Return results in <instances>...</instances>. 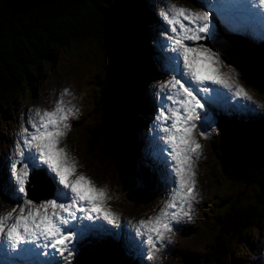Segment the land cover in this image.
Instances as JSON below:
<instances>
[{
  "label": "rangeland",
  "instance_id": "374dc122",
  "mask_svg": "<svg viewBox=\"0 0 264 264\" xmlns=\"http://www.w3.org/2000/svg\"><path fill=\"white\" fill-rule=\"evenodd\" d=\"M139 1L143 6L148 2L150 7L154 5V8L158 7L159 1L164 5L169 4V0ZM171 2L193 11H205L199 0H171ZM120 3L124 2L121 1ZM161 10H164V8L161 7ZM161 10L156 11L158 13L157 17L153 15L155 20H165L164 15H159ZM143 13H146V10H143ZM218 23H222L220 19L216 21L215 18H210V27L215 30V34H218V36L222 35L227 38L229 34H236L235 31H239L236 25V29L232 27L229 30L225 28V26H220ZM148 26L150 27L149 24ZM150 28L146 35V41L143 42L146 45L144 48L152 52L154 48H158L156 46L160 40V34H158V31L153 32L154 30ZM149 30L152 31L149 32ZM261 40L264 41V39ZM202 41L204 40L199 41L198 45L194 47L204 45L217 52L224 63L221 71L228 73L230 70L234 69L231 75L234 79L238 80L239 84L243 86L252 100L249 101L243 97H238L237 101H239L238 104H240V110H243V114L237 117L230 116L229 120L222 122L221 120L223 118H216L219 124H216L214 127L207 125L210 122L208 121V115H206L207 122L203 127L206 133L204 136H201V132H199V143L203 148L199 158L195 160L194 164V169L197 174V191L199 192V196L197 201L193 202L191 214L183 217L179 222H173L171 225L173 233L168 234V238L163 241L162 246L160 243H157L156 247L159 248V251L156 252L154 259H146L147 264H201L199 258H201L205 252L206 245L209 243L208 240H210L209 238L211 236L209 232L211 228L209 220L217 207L229 201L231 195L229 191L232 190L233 187L231 184L234 183L231 179L232 176H235L234 172L231 171L232 166L238 165V163L236 164V160L240 156H243L241 154L243 150L237 144H241V140L238 139L236 143L235 136L224 134V128L237 125L240 119H246L247 114H253V117L260 120L259 126L262 130L260 135L264 136V88L262 86H253L244 80L242 67L233 62L228 55L229 45L225 44L226 40L221 41L220 38H218L217 41H206L204 44ZM146 55L152 56L150 52H147ZM159 59L161 65L159 67L157 66L158 71L155 74L157 78H152L153 76L150 72H148L149 75L142 73V77L145 78L147 83L153 84V92L151 94L155 98V104L158 105L157 110L160 111L167 101L164 99L166 97V89L163 88L162 85L173 79L177 73L174 71L168 72L167 70H162L163 67L168 69V67L171 66L170 57L159 55ZM49 68V71H46L41 82L36 85L34 96L32 95V89L28 86L25 91H23L26 98H28V96L32 97L31 101L25 102V99H21L20 102L12 103L2 110L0 109V166L2 167L7 165L5 159H8L10 162L12 159H16L13 154L15 152L16 143L20 139V133L24 127L30 128L28 122L31 117L35 116L36 110L51 111L55 102L61 98L65 89H68L71 93V95L64 96V99L65 101H70L69 107L74 106L76 110L75 116H72L75 122H82L85 117L88 115L91 116L94 112V92L98 90L96 76L98 73L104 72L102 52L96 45V42L85 41L68 46L61 50ZM31 80L33 79L31 78ZM198 111L201 116L200 119L195 122L196 125L205 115L203 110L198 109ZM76 125L78 124L73 123V126L67 130V136L62 140L65 144L61 142V147H65L71 156L78 162V173H83L90 178H95L98 187L107 186L109 195L112 197L109 206L114 210V213L118 214L123 211L126 217L122 220H126L127 222L132 220L134 221L133 224H138L140 221L147 220L149 217L159 214L161 208L168 202L171 194V191L168 190L170 180L168 183L161 181L163 176H165L163 170L155 169L152 173L150 169L142 166V170L145 168V176L149 178V184L144 185V182L140 180L142 172L135 167L138 165V162L133 165L130 164L128 159L129 141L124 142V140L119 143V145L125 150L124 164L129 165L131 168L127 170L121 168L120 170L114 165L111 167L108 165L106 167L103 166L84 152L83 146L85 145L86 134L84 130ZM155 136H159V128H157ZM153 138L150 135L147 137L149 144L154 148ZM155 144L158 148L159 145H157L156 142ZM11 163H13V161ZM11 163H9V175H11ZM7 173V171L1 172L3 178H0V214L4 209L6 213L23 203L21 202L22 197L14 191L11 179L8 177ZM235 180L237 181V184H235V186H237V191L243 189L247 193V201L253 203V197L255 196V190H257V188L252 184L247 185L242 178L238 177L235 178ZM153 189H156L159 196L150 199L147 203H144V201L142 202V194L140 191H145V193H147V190L151 192ZM7 192L12 193L14 198H10L11 200L9 201L13 200L14 203L6 202L8 201ZM132 201L137 202L133 203ZM130 203L134 206H132V210L128 207ZM127 207L128 209H126ZM18 212L19 208L17 207V214ZM92 222L93 221L86 220L87 225H90ZM99 231L100 230H97V232ZM97 232L94 233L96 237L93 238L99 237L100 233ZM129 237L131 239H129ZM146 238V235L140 236L137 233H133V236L129 234L125 239L130 241V246H132L137 239L139 247L143 252L151 256ZM73 240L74 242L76 241V239ZM166 243L171 247L166 246ZM0 245H3L2 239H0ZM98 245H101V243L98 242ZM166 247L171 248L168 253L167 250H165ZM250 249H257V255L250 261L242 260L239 262L243 264H264V261L262 262V256H264V217L259 222V226H256L252 230L249 242L241 249L240 253H247ZM253 253H255V251H253ZM74 254L71 253L70 256L63 257L60 264H99L95 259L87 262H78V259L73 261ZM98 254L100 255L101 252L97 251L96 255L98 256ZM235 254L239 256V252H235ZM193 257H197V260H192ZM232 264H236V262Z\"/></svg>",
  "mask_w": 264,
  "mask_h": 264
},
{
  "label": "snow or ice",
  "instance_id": "6c2138e0",
  "mask_svg": "<svg viewBox=\"0 0 264 264\" xmlns=\"http://www.w3.org/2000/svg\"><path fill=\"white\" fill-rule=\"evenodd\" d=\"M259 3L264 5V0H259ZM163 15L174 34L168 36V40L171 50L176 53L173 71L180 78L174 76L162 85L170 90L165 99L171 101V105L162 107L157 117L162 122L159 130L165 133L160 137L167 145L163 162L173 188L159 214L140 221L142 227H136L138 235L147 237L150 259H154L159 251L157 243L162 246L168 234L173 233V222L191 214L193 202L199 196L194 164L203 146L195 138L194 129L201 116L198 109L205 108L199 94L212 93L215 90L209 86L218 85L237 97L252 100L231 75L234 69L228 73L221 71L224 63L217 52L204 45L192 47L185 43L210 39L209 12L193 11L169 0L168 11ZM67 95L71 93L65 89L51 111L37 109L35 116L29 120L30 128L22 129L16 143L11 182L14 191L23 198V203L17 206L19 212L15 216L17 207L0 214V239L13 252L50 248L61 255L68 252L70 256L76 233L73 230L75 225L71 229L68 225L73 221L103 220L115 224L118 219L108 206L112 197L107 186L98 187L90 177L78 173V162L65 147H61L70 128V117L76 112L74 106L69 107L70 101H65L64 96ZM208 99L211 101L212 97ZM36 169H43L58 186L57 198L39 204L27 199L28 186ZM61 198L66 202H61ZM42 254L46 256L48 252Z\"/></svg>",
  "mask_w": 264,
  "mask_h": 264
},
{
  "label": "trees",
  "instance_id": "16d2710c",
  "mask_svg": "<svg viewBox=\"0 0 264 264\" xmlns=\"http://www.w3.org/2000/svg\"><path fill=\"white\" fill-rule=\"evenodd\" d=\"M121 1L125 0H0V105L20 98L27 86L34 92L39 78L68 46L94 41L100 48L104 72L96 76L94 112L82 127L85 152L105 167H118L125 152L119 143L136 139L130 129L136 97L142 94L141 84L136 90L141 42L133 35L134 22L129 25V9ZM140 100L146 103L142 96ZM239 132L243 156L232 166L229 201L209 220L211 236L201 264L236 262L238 247L249 242L264 217V136L261 131L256 136ZM238 177L257 188L253 203L243 189L237 191Z\"/></svg>",
  "mask_w": 264,
  "mask_h": 264
},
{
  "label": "water",
  "instance_id": "95a60500",
  "mask_svg": "<svg viewBox=\"0 0 264 264\" xmlns=\"http://www.w3.org/2000/svg\"><path fill=\"white\" fill-rule=\"evenodd\" d=\"M238 49L240 48L228 47V55L233 62L242 67V71L244 72V80L253 86H262L264 88V62L256 60L251 54H247L242 49H240L241 51ZM107 56L109 57V60L112 58L108 54ZM108 69L110 70L109 67ZM30 196L34 197L32 191Z\"/></svg>",
  "mask_w": 264,
  "mask_h": 264
},
{
  "label": "bare ground",
  "instance_id": "6f19581e",
  "mask_svg": "<svg viewBox=\"0 0 264 264\" xmlns=\"http://www.w3.org/2000/svg\"><path fill=\"white\" fill-rule=\"evenodd\" d=\"M227 0H223L222 1V3L224 4H226V6H229V4H228V2H226ZM211 2H212V4H213V6L214 7H216L217 8V0H211ZM209 8V11H210V13H214L215 12V10H214V8H211V6H209L208 7ZM244 11H247V12H250V13H255V15L259 18L258 20H264V18H262L263 16H262V14L261 13H259V12H257V11H255V10H249V9H247V8H245V10ZM240 16V15H239ZM260 20V21H261ZM258 26H260L261 25V23H258L257 24ZM243 38V37H242ZM242 42L244 43V47L246 48L247 47V41L245 40V38H243L242 39ZM262 55V54H261ZM263 57H264V55H262ZM261 57V56H260ZM140 67L142 66V64L141 65H139ZM139 69V68H138ZM140 70V69H139ZM42 179V178H41ZM41 179L39 180V182L38 183H35L36 184V186H39L40 184H41ZM36 186L33 184V186H32V188H31V191H32V193L34 192V191H38L39 192V195L37 196L38 197V202L40 203V202H43V201H47V200H49L48 198H46L45 197V195L40 191V189H38V188H36ZM80 215H82L81 213H79L78 214V216H80ZM73 224H75L76 223V226L78 227V235L80 236V235H83V231L81 230V229H85V228H87L88 226H87V224H86V220H83V221H80V220H77V221H73L72 222ZM93 223H94V221L90 224V225H93ZM97 232V231H96ZM97 233H100V232H97ZM93 237H96V236H94V234H88V236H86V238L88 239V241L90 242V244L91 245H94V243L91 241V239H94L93 241H95L96 239L95 238H93ZM3 244L5 245V242L3 241Z\"/></svg>",
  "mask_w": 264,
  "mask_h": 264
}]
</instances>
